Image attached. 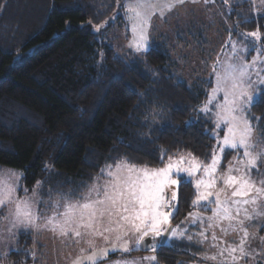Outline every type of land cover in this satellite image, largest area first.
<instances>
[{
    "label": "trees",
    "instance_id": "obj_1",
    "mask_svg": "<svg viewBox=\"0 0 264 264\" xmlns=\"http://www.w3.org/2000/svg\"><path fill=\"white\" fill-rule=\"evenodd\" d=\"M122 1L0 0V167L22 171L24 188L40 182L43 193L80 198L106 164L121 159L158 168L161 149L205 163L211 157L213 123L200 107L213 83L172 75L162 44L127 60L94 31L122 11ZM228 20L232 36L258 32L264 49V15L252 2L233 4ZM257 92L248 116L264 143V86ZM231 155L224 153L223 166ZM194 193L191 183L178 185L174 226L193 211ZM23 237L14 264L31 259ZM188 245L160 246L155 264H189Z\"/></svg>",
    "mask_w": 264,
    "mask_h": 264
},
{
    "label": "snow or ice",
    "instance_id": "obj_2",
    "mask_svg": "<svg viewBox=\"0 0 264 264\" xmlns=\"http://www.w3.org/2000/svg\"><path fill=\"white\" fill-rule=\"evenodd\" d=\"M178 2L182 3L183 0ZM120 7L133 34L129 46L139 52L142 49L146 50V29L156 8L160 7L162 14L165 8L171 10L174 5H160L158 0H132ZM249 35L260 39L257 33ZM244 51L247 53L248 49ZM256 51L257 56L251 62L242 60L239 64L229 63L223 73L213 66L216 86L207 94L209 96L207 103L200 107V112L215 124L209 138L216 140L218 145L213 148L207 163L191 153H177L173 156L169 155L167 150L161 149L162 167L137 166L126 159L116 161L115 165L106 164L101 169V174L107 177L103 184L94 183L88 188L87 194L80 198H74L75 193L61 194L65 201L64 210L46 217L43 213H37L27 200L19 198L13 200L19 184L14 188L0 185V207L15 203L11 226L15 227L17 224L36 226L43 217L45 223L52 226V231H59L60 235L86 245L80 248L71 264H102L110 254L140 250L145 237L149 235L157 237L166 231L169 235L165 243L167 239L187 240L191 243L193 236L187 234V229H181L179 226L171 229L168 227L173 213H179L174 186L191 183L195 188L193 207L206 210L209 204L215 205L213 216L208 218L207 228L219 226L221 221L227 220L228 228H221L225 235L229 229L243 232L238 245L224 248L215 243L217 236L213 232L214 243L211 247L217 248V252L215 255H205L204 259L215 261L217 257L223 258L227 253V258L222 259L221 264H238L241 259L250 255L245 249L248 238L247 228L244 227L245 221L264 216V204L261 203L264 201V178L259 181L253 179V170H256L257 175H261L258 162L264 157V151L253 152L254 128L248 116L255 100L250 89L257 84L264 85V61L259 59L260 50ZM218 93L223 94L222 101L216 99ZM222 125L225 131L221 137ZM227 149L235 150L237 155L242 150V157L237 161L239 167L230 164L227 171L219 175L224 187L231 189V197L221 200V192L224 189L215 192L213 189L217 184L222 154ZM21 178L22 173L18 175V179ZM100 179V176L96 178L97 181ZM37 183L39 185L40 182ZM23 191L26 193L27 189ZM166 192H170V196H165ZM213 196L215 199L210 200L209 198ZM189 215L192 223L199 221L204 224L203 217L196 213ZM129 234L135 237L132 247L129 246L132 244L128 238ZM198 235L201 237L198 243H203L207 239L205 230ZM97 238H101L105 245L110 244V247L98 248ZM150 250L156 252V245H150ZM145 259L155 264L157 258L153 255ZM114 264L136 262L125 260L116 261Z\"/></svg>",
    "mask_w": 264,
    "mask_h": 264
},
{
    "label": "rangeland",
    "instance_id": "obj_3",
    "mask_svg": "<svg viewBox=\"0 0 264 264\" xmlns=\"http://www.w3.org/2000/svg\"><path fill=\"white\" fill-rule=\"evenodd\" d=\"M244 1L252 2L254 10L264 15V0H183L182 3L178 2V0H158L160 5L173 4L174 7L171 10L165 8L162 14L161 8H156L155 13L151 16L150 25L146 29V50L142 49L139 52L129 46L133 40V34L130 25L126 21L123 10L117 12L103 23L95 25L93 29L96 33H100V39L111 46L115 50L116 55L127 60L133 57L141 58L153 49V47L162 44L164 50L167 51L173 60L171 63L172 75L176 74L178 79L185 80L189 84H197L200 79L210 80L213 83V89L216 86L215 72L213 71L214 65L223 73L229 63L239 64L242 60L251 62L257 56V49L260 50L259 59L264 61V49L260 46V39L249 35L251 33H257L261 37L258 32L239 34L235 37L232 36L231 31L235 24H232L228 20L229 11L233 4ZM126 2H132V0H123L121 5ZM109 25H112V27L106 30V27ZM209 47H213V50ZM244 49H248V52L246 53ZM205 50L208 54L204 52ZM255 78V75H253V79ZM261 86L264 85L257 84L250 89L255 99L258 96L257 90ZM212 89L209 93L212 92ZM208 99L205 103H207ZM216 99L222 101L223 94L218 93ZM214 129L215 124L213 123ZM224 131L225 129L222 125L220 129L221 137ZM252 143L254 145L253 152L264 151V143L260 142L255 129L252 134ZM226 151H233V155L230 156L227 164L223 166V161L225 160L224 153ZM225 152L222 154L217 174V184L215 189H213L214 192L224 189L221 192V200L231 197V189L224 187L222 180L219 179V175L225 173L230 164L233 167H239L237 161L242 157V150L239 155H237L235 150L227 149ZM182 153L187 154L189 152ZM258 163L261 175H257L256 170H253V179L257 181L264 178V157H261ZM21 173L23 177L22 171L4 166L0 167V185L12 188L16 187L17 184L20 185L19 189L14 193L13 200L16 198L27 200L33 209L37 213H43L44 217L64 210L63 206L65 201L62 196L53 194L54 192L43 193L41 191V183L39 185L37 184L31 190L27 189L25 193L23 191L25 188L21 185L22 178L18 179V175ZM100 177L101 179L99 181L96 180L94 183L103 184L105 179H107L103 175ZM185 179L187 180L188 178L185 177ZM174 187L177 192L178 186ZM87 191L83 195H86ZM209 199L213 200L215 196ZM261 203L264 204V201ZM57 205H59L58 208L56 207ZM214 208V204H209L206 210L193 207L191 213H196L200 217H203V225L199 221L192 223L190 215L180 225H177L181 229H187V234L193 236L191 243L184 240V242L189 244L185 247L191 255L189 264H221V260L227 258V253H225V257H217L215 261L204 259L205 255L211 256L217 252V248L211 247L214 243L212 241L213 232L217 236L215 243L220 248L229 245H238L243 237V232L240 231H231L229 229L227 235L221 231V228H228L229 221L227 220L221 221L219 226H214L211 229L207 228L208 218L213 216ZM14 210L15 203H9L4 207H0V264H14L11 261V252L17 249L18 239L22 235L25 236L22 239V245H29V250L31 251V259L28 264H41L43 257L40 254L42 248L39 250V244L43 239L41 225L43 223L45 224V220L42 217L36 226L17 224L15 227H12L10 221L13 220L12 213ZM4 217L8 219H4ZM232 223H235V221H232ZM261 225H264V216L255 220L245 221L244 227L248 231L245 249L250 255L241 259L238 264H264V227H261ZM9 228H11V231H9ZM51 228V225H47L45 228L46 233L48 235L50 234V236L54 232ZM202 230L206 231L207 239L203 243H198L197 241L201 239L198 233ZM56 232H58L57 243L54 244L50 241L49 244L51 246L47 245L49 249L46 254L50 255L47 264H53V260L51 259L52 254L53 257L57 256L54 264H71L72 259L78 255L80 248L86 245L78 244L74 239L60 235L59 231ZM48 235L46 234L47 240ZM130 237L134 236L130 234ZM155 238H158V236ZM173 240L181 241L179 239ZM96 244L98 248L110 247V244L105 245L101 238L96 239ZM138 253H142V251L139 250ZM60 255L62 256L60 257ZM112 255L110 254L102 264H114L116 262L115 260L108 262L109 257ZM237 255H239L238 252Z\"/></svg>",
    "mask_w": 264,
    "mask_h": 264
},
{
    "label": "crops",
    "instance_id": "obj_4",
    "mask_svg": "<svg viewBox=\"0 0 264 264\" xmlns=\"http://www.w3.org/2000/svg\"><path fill=\"white\" fill-rule=\"evenodd\" d=\"M45 224L43 223L41 225V232L43 233V239H42L41 243L39 244V250L42 248L40 250V252H41L40 254L43 257L41 264H47L48 260L50 259V255L46 254V252L49 249V248H47V245H50L49 244L50 241L53 242L54 244L57 243V241H58V232L51 233L52 236H50V234L48 235V233H46V231H45V228L47 226ZM170 225H172V220H170V224H169L168 227H170ZM174 228H176V226H174ZM164 233L165 232H163L157 238V240H158V243L156 244L157 251H158V248H159V241L162 238V236L164 235ZM46 234L49 236L48 240L46 239ZM128 238L131 239V241H132V244H130V247H132L134 245V242H135V237H130V234H129ZM172 240L173 239H168L166 245H168ZM138 251L139 250H134V251H131L129 253L116 252L118 254V257H109L108 262L114 261V260L115 261H125V260H127V261H134V262H136V264H151V262L149 260H146L145 257H151L153 255L156 256V254H157V251L156 252L149 251V252H142V253H138ZM134 253H136V254H134ZM61 256L62 255H60V257ZM56 257L57 256L53 257V254H52L51 259L53 260V264L55 263ZM60 257H59V259H60ZM36 262H37V260H36ZM38 264H40V263H38Z\"/></svg>",
    "mask_w": 264,
    "mask_h": 264
},
{
    "label": "water",
    "instance_id": "obj_5",
    "mask_svg": "<svg viewBox=\"0 0 264 264\" xmlns=\"http://www.w3.org/2000/svg\"><path fill=\"white\" fill-rule=\"evenodd\" d=\"M171 228H174L173 224L170 225L169 229H171ZM168 235H169V233L166 231L164 233V235L162 236V238L160 239V241H159V247L166 245L167 242L165 243V241H166V238L168 237ZM157 243H158L157 238L149 235L148 237L144 238V240L142 241V244H141V247H140V251L149 252V251H151L150 250V245H153V244L156 245Z\"/></svg>",
    "mask_w": 264,
    "mask_h": 264
},
{
    "label": "built area",
    "instance_id": "obj_6",
    "mask_svg": "<svg viewBox=\"0 0 264 264\" xmlns=\"http://www.w3.org/2000/svg\"><path fill=\"white\" fill-rule=\"evenodd\" d=\"M165 196H170V192H166ZM176 213H173V217L175 216Z\"/></svg>",
    "mask_w": 264,
    "mask_h": 264
}]
</instances>
